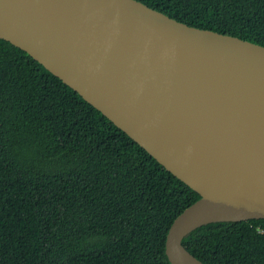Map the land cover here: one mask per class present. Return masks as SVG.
Returning a JSON list of instances; mask_svg holds the SVG:
<instances>
[{
    "label": "water",
    "instance_id": "obj_1",
    "mask_svg": "<svg viewBox=\"0 0 264 264\" xmlns=\"http://www.w3.org/2000/svg\"><path fill=\"white\" fill-rule=\"evenodd\" d=\"M28 52L200 194L169 228L172 264L210 223L264 219V45L139 0H0Z\"/></svg>",
    "mask_w": 264,
    "mask_h": 264
},
{
    "label": "trees",
    "instance_id": "obj_2",
    "mask_svg": "<svg viewBox=\"0 0 264 264\" xmlns=\"http://www.w3.org/2000/svg\"><path fill=\"white\" fill-rule=\"evenodd\" d=\"M264 45V0H139ZM200 194L28 52L0 38V264H172L166 239ZM205 264H264V219L203 225Z\"/></svg>",
    "mask_w": 264,
    "mask_h": 264
}]
</instances>
